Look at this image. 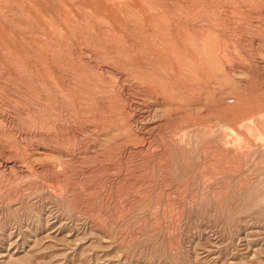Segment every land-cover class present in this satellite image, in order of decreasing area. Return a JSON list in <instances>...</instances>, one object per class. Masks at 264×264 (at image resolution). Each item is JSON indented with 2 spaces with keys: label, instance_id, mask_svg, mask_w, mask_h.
I'll use <instances>...</instances> for the list:
<instances>
[{
  "label": "rangeland",
  "instance_id": "374dc122",
  "mask_svg": "<svg viewBox=\"0 0 264 264\" xmlns=\"http://www.w3.org/2000/svg\"><path fill=\"white\" fill-rule=\"evenodd\" d=\"M259 137L264 0H0V264H264Z\"/></svg>",
  "mask_w": 264,
  "mask_h": 264
},
{
  "label": "bare ground",
  "instance_id": "6f19581e",
  "mask_svg": "<svg viewBox=\"0 0 264 264\" xmlns=\"http://www.w3.org/2000/svg\"><path fill=\"white\" fill-rule=\"evenodd\" d=\"M249 18V17H248ZM235 26H237V25H235ZM237 28V27H236ZM220 30V29H219ZM230 31V30H229ZM241 39V38H240ZM86 80V79H85ZM117 82V81H116ZM93 103V102H92ZM252 119V118H251ZM14 120V119H13ZM248 124V123H247ZM244 125V124H243ZM246 125V124H245ZM250 126V125H249ZM226 127V126H225ZM2 132H4V131H2ZM249 134V133H248ZM12 137V136H11ZM262 137V136H261ZM259 139H260V141H262V142H264V139H262V138H260L259 137ZM72 140V139H71ZM9 142V141H8ZM14 142V141H13ZM27 143V142H26ZM40 144V143H39ZM264 144V143H263ZM28 145V144H27ZM41 145V144H40ZM46 146V145H45ZM220 146V145H219ZM264 146V145H263ZM18 147V146H17ZM24 148V147H23ZM38 148V147H37ZM20 149V148H19ZM26 149H28V148H26ZM23 150V149H22ZM31 152V151H30ZM40 153H42V152H40ZM47 154V153H46ZM45 154V155H46ZM49 154V153H48ZM27 155V154H26ZM36 155V154H35ZM215 155V154H214ZM38 156V155H37ZM211 156V155H210ZM45 157V156H44ZM254 157V156H253ZM37 158V157H36ZM48 158V157H47ZM126 163V162H125ZM209 167V166H208ZM1 181V180H0ZM145 182V181H144ZM130 183V182H129ZM142 185V184H141ZM207 185V184H206ZM53 191V190H52ZM169 193V192H168ZM13 250V249H12ZM14 252V251H13ZM3 256V255H2ZM6 258V257H5ZM2 261V260H1ZM4 262V261H3Z\"/></svg>",
  "mask_w": 264,
  "mask_h": 264
}]
</instances>
